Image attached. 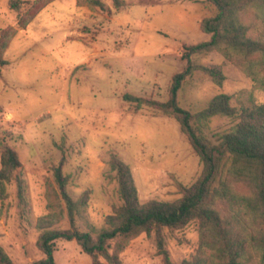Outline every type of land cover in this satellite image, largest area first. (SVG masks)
I'll use <instances>...</instances> for the list:
<instances>
[{"label": "rangeland", "instance_id": "1", "mask_svg": "<svg viewBox=\"0 0 264 264\" xmlns=\"http://www.w3.org/2000/svg\"><path fill=\"white\" fill-rule=\"evenodd\" d=\"M103 1L105 8L54 0L22 28L9 0H0V50L7 40L0 52V136L7 135L19 153L28 200L20 204L16 180L0 198V248L13 264L44 257L37 220L50 211L48 189L59 197L55 172L62 162L73 198L88 195L77 224L95 233L120 201L108 166L113 154L130 165L141 201L178 198L179 184L191 185L203 170L176 118L139 107L128 96L166 101L173 75L188 64L182 58L185 45L211 39L200 22L217 8L206 0H125L121 8ZM192 60L221 64L226 79L219 85L204 70L194 71L179 91L184 108L201 112L220 93L236 106L250 98L264 102V88L221 51ZM197 123L218 142L235 121L216 115ZM57 226H71L68 214ZM165 235L175 262L196 253L197 222L167 228ZM55 258L57 264H92L76 240H56ZM121 258L122 264H164L155 236L147 233L134 238ZM0 264H7L1 256ZM245 264H264V255L254 254Z\"/></svg>", "mask_w": 264, "mask_h": 264}, {"label": "trees", "instance_id": "2", "mask_svg": "<svg viewBox=\"0 0 264 264\" xmlns=\"http://www.w3.org/2000/svg\"><path fill=\"white\" fill-rule=\"evenodd\" d=\"M54 0H9L17 12L20 27L26 28L35 15ZM105 8L103 0H85ZM217 8L215 15L204 17L200 29L211 39L185 45L182 54L187 66L172 77L166 101L128 96L137 105L162 111L180 123L203 161L200 176L191 185L179 184L180 197L172 200L141 201L133 171L120 156L108 160L110 174L117 182L120 201L105 218L97 233L77 224V213L85 207L88 195L74 199L67 188L63 162L56 168L59 197L48 189L49 212L37 220L41 231L37 246L44 257L30 264H57L56 240H76L92 258V264H122L121 254L142 233L154 235L164 264H245L254 254L264 255V102L248 99L240 106L226 93L215 95L198 113L181 106L179 91L186 78L197 69L204 70L214 82L226 79L221 64H194L195 54L219 50L226 59L239 63L242 70L264 88V0H206ZM121 8L125 0H113ZM251 16L252 21L247 22ZM8 37V35L6 36ZM7 45L2 42L1 50ZM223 115L235 121L218 142L210 139L198 125V118ZM7 135L0 136V198L8 195V185L16 180L20 204L26 206L27 186L18 151ZM66 201V206L62 200ZM69 216L70 227L57 224ZM199 228V245L192 258L175 262L166 246L165 230L183 229L192 222ZM1 260L13 264L0 248Z\"/></svg>", "mask_w": 264, "mask_h": 264}]
</instances>
